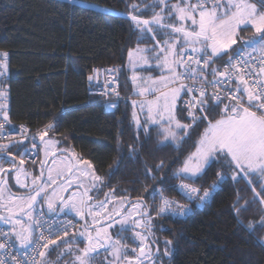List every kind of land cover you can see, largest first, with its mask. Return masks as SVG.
<instances>
[{
    "label": "trees",
    "instance_id": "1",
    "mask_svg": "<svg viewBox=\"0 0 264 264\" xmlns=\"http://www.w3.org/2000/svg\"><path fill=\"white\" fill-rule=\"evenodd\" d=\"M154 3L155 0H74L71 4L69 0H0V51L9 54V76L0 81V86L7 91L9 120L27 124L34 136L52 125L44 138L57 142L54 150L68 151L71 157L75 155L92 165L101 181L89 192L93 197L90 203L104 201L109 194L116 199L114 207L122 201L132 204L144 200L152 217L151 242L148 241L159 249L154 257H158L156 264H264V227L260 223L264 205L259 203L264 193L256 197L252 191L253 187L261 191L258 176L250 174L234 182L226 164L213 162L208 174L197 179L195 186L208 187L218 171L224 172L227 179L201 208L177 189L176 184L182 179L176 173L195 150L207 121L190 138H178L171 146L161 148L156 131L145 134L132 121L133 99L122 100L114 111L105 112L98 96L91 92L89 77L93 69H116L110 74L118 81L120 96L133 97L127 52L148 46L154 39L141 41L131 15L150 19ZM133 4L138 11L133 10ZM160 7L156 4L155 11L159 12ZM252 33L244 31L240 35L245 40ZM160 37L161 33L155 39ZM228 57L217 60L212 67H218ZM178 102L177 118L186 122L185 114L179 113ZM219 114L217 110L210 119H218ZM34 140L39 158L43 157L42 143ZM21 149L12 147L5 154L21 158ZM161 163L163 167L158 168ZM33 172L37 176L38 171ZM182 181L192 182L187 178ZM161 190L166 198L192 210L179 218L169 213L157 214ZM129 206L124 210L122 207L121 212ZM236 208L240 209L239 214ZM63 215L77 221L70 234L84 229L79 217ZM238 220L243 223L238 224ZM249 223L254 225V231H248ZM117 229L119 224L109 229L113 238ZM120 238L127 245L128 255L132 254L130 247L140 242H133L132 231L120 233ZM169 240L172 243L166 245ZM62 247L59 242L57 249L46 250L45 262L40 257L39 264L53 260ZM166 247L168 255L164 254ZM103 252L105 249H99L93 254L94 264H108L106 261L110 260H104L107 255Z\"/></svg>",
    "mask_w": 264,
    "mask_h": 264
},
{
    "label": "snow or ice",
    "instance_id": "2",
    "mask_svg": "<svg viewBox=\"0 0 264 264\" xmlns=\"http://www.w3.org/2000/svg\"><path fill=\"white\" fill-rule=\"evenodd\" d=\"M74 0H69L73 3ZM261 8H257V4L251 0H155L152 5L153 15L150 19H142L136 15H131L135 27L141 33V41L145 38L155 39L156 32H163L168 38L161 44L157 41V45L151 49H137V56L134 57L133 52H129V60L132 67L135 68L139 61L144 64L151 62L146 53H152V61L156 67L161 69L162 74L159 79H152L150 87L141 89L139 95L143 96L145 92H159L151 100L140 102V109L145 110V120L142 124L136 113L133 112V118L138 130L148 134L150 131H156L159 137V146L161 148L171 146L178 141V138L189 137L199 129L205 121L207 126L199 135V139L195 145V151L192 152L184 160L182 167L176 173L182 180L185 178L191 180L189 183H181L179 185L184 196L189 202L195 201L196 206H202L209 201L216 189L226 179L227 175L222 172H216V180L208 187H196L195 181L207 175L213 165V162L226 164L232 172L231 179L239 182L240 179L249 177V175L259 176L264 179V0H259ZM156 4H159L160 11H155ZM134 11H138V6H131ZM167 9V14H165ZM177 21L179 23H177ZM244 31H254L256 34L253 39L244 40L240 33ZM147 34H152L150 37ZM240 48H234L238 42H241ZM232 50L229 53V50ZM256 53V56L252 54ZM225 55L229 56L224 70L212 67L217 60H222ZM253 60L260 65L256 69ZM183 69V71H179ZM211 69V71H207ZM251 69V71H249ZM9 70V54L0 51V78L6 77ZM98 71V70H94ZM109 73L117 71L116 69L106 70ZM253 72L256 73L253 76ZM208 76L213 79L208 80ZM247 76V79L245 78ZM223 77V79H217ZM93 77H89L91 81ZM133 82L136 81V75L132 77ZM235 79L237 81L235 88H228L227 85ZM191 81V83H185ZM111 83V81H109ZM145 83H148L147 81ZM224 86L221 95L219 91H213L209 94L208 89H219ZM115 91V89H111ZM189 97L182 100V107L179 113L183 116L185 109L187 116L184 117L186 122H182L177 118V101L181 98V94ZM196 93H199L197 96ZM102 95L106 94L101 92ZM119 95V93H116ZM7 93L0 86V116L3 121L9 120L8 113L4 109V97ZM227 99L229 103L225 104ZM246 101V102H245ZM135 101L133 102L135 106ZM223 105V108H221ZM115 108V103L108 105ZM220 110L218 119H210V117ZM52 125H47L45 130L40 134V139L44 144L45 157L49 155L50 145L57 143L51 139L45 141L48 131ZM4 123H0V138L3 136ZM12 133L8 134L11 139ZM35 138L33 137V140ZM9 145L0 144V152H5ZM33 147H37L33 143ZM28 149L20 153L21 157L26 155ZM10 155V153H7ZM52 155H55L53 152ZM2 159V157H0ZM16 157L13 156L9 163L15 168ZM66 163L62 161L63 167L55 170L50 169L47 179H43V171L41 175L35 177L31 183L33 188L29 190L26 196H13L9 193L8 203L12 207L6 210L12 215L5 217L0 215V221L20 225L21 231L13 233L19 241L21 247H29L32 245V225H44L39 220H32V224L24 227L20 219L13 217L19 213H23L25 217L32 219L33 205L37 203V198L46 200L50 211L55 209L57 200L61 201L62 206L59 211L63 212L65 208L69 212H75L77 216L83 220L84 230L79 232L78 236H73L71 240H64L66 245L65 252L71 253L73 256L72 264H94V253H98L99 249L105 251L112 256V260L108 264H144L148 260L150 264H156L153 259V253L148 242V235L151 234V220L146 207L142 203L133 205V209H139L141 219L132 220L134 227H127L132 212L121 215V209L114 207L108 212V204L111 200L106 196L104 201L90 203L93 197L89 192L93 188H97L96 183L86 186L84 180L80 177H91L92 181H101V177L96 176L89 169L92 165L88 161H80L75 157H65ZM75 160V162H73ZM20 163L24 160L21 158ZM55 163V161H53ZM87 165V168L79 167V164ZM43 168V164L41 166ZM163 164L158 166L162 168ZM7 171L0 166V172ZM52 171L56 175H52ZM21 174H25L23 169H17L16 182L20 187H28L20 179ZM79 180L77 189H83L82 192L73 193L68 197L59 195L66 192L74 183V179ZM154 178V177H153ZM59 181H63L60 183ZM5 181L0 180V184ZM251 184V180H249ZM55 185V187H53ZM52 191L49 193L48 189ZM260 192L253 187L252 191L256 197H261L264 193V183L260 184ZM156 190L154 189V192ZM160 206L157 214L171 212L180 216L187 215L192 209L187 205L176 200L165 197L164 192H159ZM4 199V189L0 188V200ZM255 202V200L253 201ZM259 203L264 205V198L259 199ZM123 206V205H122ZM0 207H4L0 204ZM235 207V205H234ZM240 209L236 208L237 214ZM107 212V215L105 213ZM119 216L120 219H115ZM88 217H91V224L88 223ZM101 217V220H97ZM107 221L106 224H103ZM238 220V224H242ZM261 227H264V216L261 217ZM97 224L102 226L97 227ZM119 224L116 238L109 233V229ZM75 225L65 224L62 229L63 236H68L69 227ZM248 231H254V225L249 223ZM143 229L142 232H136L135 229ZM133 231V242L138 239L140 241L139 255L132 259L126 251V243L120 238V233ZM53 233L49 232V236H45L43 232L38 237L43 244L37 243L32 247V251L37 253L41 258L45 257L44 251L38 249H48L50 244H56V241L50 239ZM55 234H61L60 229L55 230ZM84 243L82 249L72 252V245ZM166 245H170L172 241H166ZM59 247V245H58ZM5 248V244L0 243V249ZM136 248L132 251L136 252ZM157 252L159 249L156 250ZM64 253H61L63 255ZM165 255H168V248H165ZM35 258H33L34 260ZM0 264H5L4 260H0Z\"/></svg>",
    "mask_w": 264,
    "mask_h": 264
},
{
    "label": "built area",
    "instance_id": "3",
    "mask_svg": "<svg viewBox=\"0 0 264 264\" xmlns=\"http://www.w3.org/2000/svg\"><path fill=\"white\" fill-rule=\"evenodd\" d=\"M252 55L256 56L257 54L253 53ZM228 59L225 60L223 63L219 64L218 67L216 68L220 69V71H223L226 63L228 62ZM252 63L255 64L256 69L258 70L260 65L256 62V60H253ZM94 70H98V71H94ZM180 71H183V69H180ZM207 71L210 72L211 69H207ZM249 71H251V69H249ZM252 74L253 76L256 75L255 72H253ZM8 76H9V70L8 73L6 74V77L0 78V81L2 79H6ZM91 77H93V79L89 81L91 92L98 96V102L101 104V107L105 112L114 111L118 107L119 102L122 100L129 101L135 99L130 95L128 97H122L120 96V94L119 95L116 94L119 93L118 81L108 71L95 68L92 70ZM245 78L247 79V76ZM212 79L213 78L211 76H208V80H212ZM217 79H223V77H217ZM109 81H111V83H109ZM185 83H191V81H185ZM236 84L237 81L233 79L232 82L227 85V87L232 89L236 87ZM223 88H224L223 85L219 89L209 88L208 92L209 94H211V92L213 91H219L221 95H225V93L223 92ZM111 89H115V91H111ZM101 92H104L106 94L102 95ZM196 95L198 96L199 93H196ZM188 98L189 97L184 96L182 93L181 98L178 102L179 107H182V100H186ZM4 103L6 104V108L4 110L7 111V106H8L7 95L6 97H4ZM110 103H115L116 107L115 108L108 107ZM224 103L227 104L229 103V101L225 99ZM221 108H223V105H221ZM184 114L185 116H187L186 109L184 111ZM0 123H4V129H3L4 138H0V144L9 145L8 149H6L5 152H7L12 147L16 148L20 146L22 148L20 153H22L24 152V149L27 148L28 149L27 154L21 158H23L25 164L31 166L35 165L39 159V155H38L37 147L35 148L33 147V143H35V140H33L34 132L31 131L30 127L22 122H11L10 120L5 122L3 121L2 116H0ZM9 133H12L11 139L8 138ZM5 152H0V153H5ZM182 182L187 183L185 181L180 180L178 181L176 186L180 194L183 197H186L184 196L182 190L179 187V185ZM157 201L159 202V206H160L161 203L160 196L157 197ZM198 208H201V206H199ZM168 213L178 218L181 217L180 215L173 214L171 212H166L162 215H167ZM33 220L41 221V223L44 226L40 227L39 225L33 224L34 232L31 238L32 245H30L27 248L25 247L17 248L11 240L10 230L6 226L0 225V243L5 244V248L0 249V260H4L5 264H39L40 256L32 251V247L35 246L37 243L40 244L44 243V241L38 240L40 233L43 232L44 235L47 237L49 236V232H52L53 234L51 235L50 239L54 240L59 236H63L62 229L64 228L65 224L75 225V227L77 225V221L74 218L65 215H48L42 207H39L35 210L33 215ZM75 227L70 226L68 229V234L72 233ZM56 229L61 230V234L59 236L55 234ZM43 250H44L43 248L38 249V251H43ZM33 258L35 259L33 260Z\"/></svg>",
    "mask_w": 264,
    "mask_h": 264
},
{
    "label": "rangeland",
    "instance_id": "4",
    "mask_svg": "<svg viewBox=\"0 0 264 264\" xmlns=\"http://www.w3.org/2000/svg\"><path fill=\"white\" fill-rule=\"evenodd\" d=\"M175 2H176V1H173V3H175ZM251 2L256 3L258 9L261 8V5H260V3H259V0H251ZM177 23H179V22L177 21ZM160 33H161V37H160V39H158V40H157V39H154V40H153L154 43L151 42V43H149L148 46H147V45H146V46H138V47H135V48H133V49H130V50L127 52L128 55H127V59H126V65H127V67L130 69L131 74H132V75H136V77H137V79H136V81L134 82V84H132V86L135 87V88L133 87V96H134L135 100L133 99L130 103H131V106H132V110H133V112L136 113L137 117H139V119H140V121H141L142 124L144 123V120H145L146 105H145V110H144V112H142L141 109H140V102H141V101H144V100H151V99H153L156 95H159V92H145L143 96L139 95V92L141 91V89H143V88H145V87H150V86H151V82L149 81V77H151L152 79H159V77H160L161 74H162V71H161V69L157 68L155 62L152 61V56H153L152 53H146V54L148 55V57H149L150 62H151V66H149V64H144L142 61H139V62L137 63V66H136L135 68H133V67H132V62H130V60H129V52H130V51L133 52L134 57H136V56L138 55L137 52H136V50H137L138 48H139V49H151V48H153L154 46L157 45V41H159L161 44H163V41H164L165 39H167L168 37L165 36L163 32H156V35H157V34H160ZM150 35H152V34H150ZM255 35H256V34H255L254 31H253V33L250 34V36H248V38L245 39V40L253 39V38L255 37ZM240 46H241V45L237 46V49L240 48ZM146 81H147L148 83H145ZM134 101L136 102V103H135V106H134V104H133ZM245 102H246V101H245ZM133 112H132V113H133ZM132 121H134V123H135V120H134V118H133V114H132ZM135 125H136V123H135ZM40 134H41V133H40ZM40 134L34 136V138L36 139L37 142L42 143V146H43V149H44V144H43V142H42L41 139H40ZM44 140L47 141V140H49V139L44 138ZM49 147H50V152H49V155H50V153H52V152H54V151H56V150H54V148H55L54 145H50ZM194 151H195V150H194ZM194 151H193V152H194ZM72 156L75 157L76 159L80 160V159L77 158L75 155H72ZM43 157L46 158V157H45V149H44V151H43ZM47 157H48V156H47ZM65 157H67V156H65V155H63V154L55 155V156H53V158H52V162L55 161V163H56V162H57V163H60V167H61V166H63L62 161L66 163ZM74 161H75V160H74ZM82 161H86V160L82 159ZM55 163H54V164H55ZM10 165H11V163H9V162L7 161V159H5V158L0 159V166H2L4 169H5V168H8V166H10ZM83 166L86 167L87 165L83 164ZM83 168H84V167H83ZM16 172H17V170L14 171V172L9 173V174H10V177H9L8 185H6L5 183H4V184H0V188L4 189V199H3V200H0V204H3L4 207H0V215L5 216V217H8V216L12 215L11 213H9V212L6 210L7 207H12V205L8 203V195H9V193H10L11 195H13V196H26V195L29 193L28 191L30 190L28 187H30V185L32 184L31 182H26L25 184L28 185V187H20V185L17 184V182H16ZM2 175H3V172H0V180H2V179H1V178H2ZM55 175H56V173L53 174V176H55ZM80 178H81V177H80ZM73 179L76 180L75 178H73ZM84 179H85V178H84ZM258 179L260 180L261 183H264V179H261L259 176H258ZM77 181H78V180H77ZM23 183H24V182H23ZM61 183H63V182H61ZM27 192H28V193H27ZM60 194H61V193H60ZM60 194H59V195H60ZM108 198L111 200V203L108 204V205H109V206H108V212H111V211L113 210V208H114L113 204H114V202H115L116 199L114 198V196H113L112 194H109V195H108ZM137 203H139V202H136V201H135L134 203L130 204V206H129V207L123 212L122 216L125 215L127 212H132L133 215H134V213L139 212V211H140L139 209H133V207H132L133 205H135V204H137ZM40 204H41V203H40V200H38V198H37V203L33 205V209H29V210H28V211H31V212H32V217H33V215H34V211H35V209H36ZM126 204H127V203L124 204L123 201H122V202H118L117 205H116L115 207H116V208H120V209H122V207H124ZM45 205H46V204H45ZM122 205H124V206H122ZM46 208H47V207H46ZM47 210H48V208H47ZM64 213H67V214L70 213V214H72V215H73L75 218H77V219H78V217H79V216H77V215L75 214V212H69L67 209H64L63 212L58 211L56 215H63ZM105 215H107V212L105 213ZM133 215H132V216H133ZM132 216H131V217H132ZM131 217H130V218H131ZM13 218H14V219H20V220L22 221L24 227H27L29 224H32V220L29 219V218H27V217H25L23 213H19L18 215L14 216ZM79 218H80V217H79ZM32 219H33V218H32ZM115 219H120V217H117V218H115ZM139 219H141V218H137L136 220H139ZM97 220H101V217H97ZM128 221H129V220H128ZM88 222H91V217H88ZM0 225H1V226H6V227L9 228V230H10V236H11V240H12L13 244H14L17 248H22V247L20 246L19 241L16 239V236H15L14 233H13V228H15V231H17V232H18V231H21V227H20V225H13V224H11V223H5L4 221H0ZM128 226H129V222H128ZM98 227H100V226H98ZM32 229H33V228H32ZM83 230H84L83 227H81V228L79 229L78 233H79L80 231H83ZM78 235H79V234H77V233L75 234V236H78ZM73 236H74V234H70V235H68V236H66V237H65V236H59V237H57V238L55 239L56 244H50L49 247H48V249L51 248V247L56 248V245H57L59 242L63 244V241H64V240H71V239L73 238ZM263 238H264V237H263ZM263 241H264V240H263ZM65 247H66V245L63 244V247L60 248V249H58V251L55 253V257H54V259H53V260H46V264H72L73 256H72L71 253H67V252L64 251V250H65ZM82 248H83V247H80V246L74 244V245H72V252H77L78 249H82ZM128 248H129V247H128ZM48 249H44L43 251L45 252V251L48 250ZM56 249H57V248H56ZM126 251L128 252L127 249H126ZM61 253H64V254L61 255ZM103 254H104V256L107 255V258L104 259L105 261H106V260H112V256L109 255L106 251L103 252ZM42 261L45 262V257L42 258ZM106 262H108V261H106Z\"/></svg>",
    "mask_w": 264,
    "mask_h": 264
},
{
    "label": "flooded vegetation",
    "instance_id": "5",
    "mask_svg": "<svg viewBox=\"0 0 264 264\" xmlns=\"http://www.w3.org/2000/svg\"><path fill=\"white\" fill-rule=\"evenodd\" d=\"M51 154V153H50ZM49 156V155H48ZM47 158L48 157H46V158H44V157H40L39 159H38V161H37V163L35 164V165H27V164H25V163H23V164H21L20 163V160H21V158H17V162H18V166H17V168H16V170L17 169H23L24 170V173H26V175L25 174H21V176H20V179H21V181L22 182H24V183H26V182H31L35 177H38V176H40L41 175V171H43V179L44 180H46L47 179V176H48V174H49V170L50 169H52V170H55V169H58V168H61L60 167V163H53L52 162V158L47 162ZM42 164H43V168L41 167L42 166ZM13 166H8V168H5L6 170H8V169H11ZM15 170V171H16ZM38 171V174H37V176L34 174V172L33 171ZM56 172L55 171H52V175L53 174H55ZM3 174H4V172H3ZM7 177H8V180H9V177H10V174L8 173V175H7ZM61 182H63V181H60V183ZM53 187H55V186H53ZM29 189H32L33 188V185L31 184L30 185V187H28ZM52 191V189L51 188H49L48 189V192L50 193ZM29 192V191H28ZM27 192V193H28ZM62 194H63V192L60 194L61 196H62ZM69 196V193H68V195L66 196V197H68ZM38 200H40V203L42 204V202H43V200L40 198V197H38ZM59 200H57V202H58ZM57 202H56V204H57ZM136 202H139V203H142L144 206H146V208H147V210H148V206H147V204L144 202V200H140V201H136ZM45 207H47L48 208V206H47V202H46V200H45ZM128 205H130V204H128ZM127 205V206H128ZM41 206H43V205H41ZM62 206V204L60 203L59 205H58V207H57V212L59 211V209H60V207ZM152 206V208H153V204H152V202L150 203V207ZM44 208V207H43ZM65 209H67V208H65ZM68 210V209H67ZM48 211V213H51L52 211H50L49 209L47 210ZM69 211V210H68ZM57 212H56V214H57ZM139 212H136V213H134V215L131 217V218H129V226L132 228V227H134L133 225H132V220L133 219H137V218H141V216L138 214ZM148 213H149V210H148ZM153 216H155V214H153ZM89 224H91V222H88ZM128 225V224H127ZM119 228H120V225H119ZM135 231L136 232H142L143 231V229H140V228H136L135 229ZM132 234H133V237H134V232L132 231ZM148 240L150 241V237H149V235H148ZM148 241V242H149ZM151 242V241H150ZM140 243V242H139ZM139 245V244H138ZM152 246H154V247H152ZM150 247H151V250H152V253H153V259H154V257H155V255H156V250H157V247H156V245H150ZM130 248H136L137 250H136V252H133V251H131L132 252V254L131 255H128L130 258H132V259H135L138 255H139V248H138V246H135V247H130ZM126 249H127V247H126ZM144 264H150V262L148 261V260H145L144 261Z\"/></svg>",
    "mask_w": 264,
    "mask_h": 264
},
{
    "label": "water",
    "instance_id": "6",
    "mask_svg": "<svg viewBox=\"0 0 264 264\" xmlns=\"http://www.w3.org/2000/svg\"><path fill=\"white\" fill-rule=\"evenodd\" d=\"M52 153H53V152H52ZM52 153L48 156V158H47V162H48L53 156L58 155V154H63V155H65V156H67V157H71V154H70L68 151H63V150H61V151H60V150H59V151H54L55 155H52ZM0 156L6 157V158H9V159L12 160V158H11L9 155L5 154V153H0ZM73 162H74V160H73ZM14 163H15V166H16V167H15V168L12 167L11 169H8V170L5 171L4 174H3L2 180L5 181V184H6V185H8V177H7L8 173L14 172V171L16 170L17 166H18L17 159H15ZM59 182H60V181H59ZM77 184H78V183H73L72 186L69 187V188L67 189L66 192H63L62 196H63V197H66V196L68 195V193H69V196H70V195H72L73 193H77V191H78V192H82L83 189H77ZM53 186H55V185H53ZM60 203H61V201L59 200V201L57 202L56 206H55V209H54L51 213H48V212L46 211L47 214H48V215H55L56 212H57V207H58V205H59ZM42 205H43V207H44V209H45V208H46V207H45V200H43ZM127 205H128V204H126V205L123 207V210L126 208ZM145 207H146V206H145ZM146 209H147V208H146ZM123 210H122L121 214L123 213ZM147 211H148V210H147ZM117 217H119V216H117ZM117 217H115V218H117ZM81 222H82V224H83V226H84V223H85V222H84L83 220H81ZM106 223H107V221H104V222H103V224H106ZM96 226H97V227H98V226H102V224H97Z\"/></svg>",
    "mask_w": 264,
    "mask_h": 264
},
{
    "label": "crops",
    "instance_id": "7",
    "mask_svg": "<svg viewBox=\"0 0 264 264\" xmlns=\"http://www.w3.org/2000/svg\"><path fill=\"white\" fill-rule=\"evenodd\" d=\"M129 76H130V78H131V83L134 84L133 79H132L133 75L131 74V71H130V75H129ZM132 87H134V86H132ZM134 88H135V87H134ZM132 94H133V93H132ZM133 97H134V96H133ZM134 100H135V99H134ZM178 101H179V99H178ZM178 101H177V102H178ZM80 161H82V159H80ZM66 162H67V161H66ZM74 162H75V161H74ZM62 167H63V166H61V168H62ZM79 167H81V168H83V167H84V168H87V166H86V167L83 166V163L79 164ZM89 171H90V172H94V170H93L92 168L89 169ZM94 174H95V173H94ZM95 175H96V174H95ZM84 178H85V179H84ZM80 179L85 181L86 186L89 185V184H91V183H96V181H92V180H91V177H90V176H89V177H81ZM87 182H89V184H88ZM74 183H79V180H78V181H77V180H74ZM77 192H78V191H77ZM41 205H42V204H40L37 208H39V207H43V206H41ZM108 206H109V205H108ZM108 206H107V207H108ZM37 208H36V209H37ZM36 209H35V210H36ZM45 210L47 211V208H45ZM34 212H35V211H34ZM47 212H48V211H47ZM32 218H33V217H32ZM31 220H33V219H31ZM7 228H8V227H7ZM32 228H33V229H32V236H33L34 225H32ZM8 229H9V228H8ZM31 238H32V237H31ZM22 248H24V247H22Z\"/></svg>",
    "mask_w": 264,
    "mask_h": 264
}]
</instances>
